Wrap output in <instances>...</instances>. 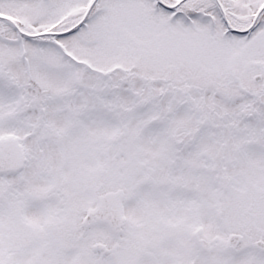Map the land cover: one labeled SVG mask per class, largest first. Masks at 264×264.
I'll return each instance as SVG.
<instances>
[{"label":"snow or ice","instance_id":"1","mask_svg":"<svg viewBox=\"0 0 264 264\" xmlns=\"http://www.w3.org/2000/svg\"><path fill=\"white\" fill-rule=\"evenodd\" d=\"M0 264H264V0H0Z\"/></svg>","mask_w":264,"mask_h":264}]
</instances>
